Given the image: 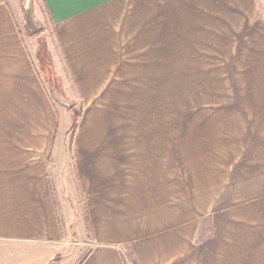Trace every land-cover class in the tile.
<instances>
[{
  "label": "crops",
  "instance_id": "1",
  "mask_svg": "<svg viewBox=\"0 0 264 264\" xmlns=\"http://www.w3.org/2000/svg\"><path fill=\"white\" fill-rule=\"evenodd\" d=\"M133 2L32 0L39 37L21 0H0V264H264V17L241 39L256 76L231 101L241 115L193 135L204 181L191 206L170 203L169 157L122 162L91 131L67 144L51 85L73 103L106 88L103 58L136 32L121 16ZM210 2L250 24L248 0Z\"/></svg>",
  "mask_w": 264,
  "mask_h": 264
},
{
  "label": "rangeland",
  "instance_id": "2",
  "mask_svg": "<svg viewBox=\"0 0 264 264\" xmlns=\"http://www.w3.org/2000/svg\"><path fill=\"white\" fill-rule=\"evenodd\" d=\"M247 5L248 26L246 10L224 11L210 0H134L132 10L122 11L121 16L130 12L129 22L131 27L136 22V32L115 37L118 48L113 57L103 58L109 71L114 69L102 74L106 88L95 90L91 100L76 96L72 110L53 100L62 122H68L67 144L72 140L73 113L80 112L76 131H91L92 145L120 148L122 162L169 157L170 193L175 187L178 191L170 195L175 198L170 203L183 196L186 206H191L204 181L203 165L194 157L199 139L193 135L219 130L215 127L224 124L220 121L228 118L232 108L241 115L240 107L231 101L246 92L242 90V83H248L246 74L256 81L249 74L252 58H241L250 49L241 39L253 35L256 21L252 20L264 17V0H248ZM34 19L39 20V15ZM38 28L34 35L44 27ZM218 35L233 41L209 38ZM128 262L134 264L133 258L128 256Z\"/></svg>",
  "mask_w": 264,
  "mask_h": 264
},
{
  "label": "water",
  "instance_id": "3",
  "mask_svg": "<svg viewBox=\"0 0 264 264\" xmlns=\"http://www.w3.org/2000/svg\"><path fill=\"white\" fill-rule=\"evenodd\" d=\"M21 5L25 14V26L27 30L29 32L36 31L38 29V25L33 16L32 0H21ZM51 95L53 100H56L60 104L66 106L68 109H71L74 105V103L71 100L58 95L54 82L51 85Z\"/></svg>",
  "mask_w": 264,
  "mask_h": 264
},
{
  "label": "trees",
  "instance_id": "4",
  "mask_svg": "<svg viewBox=\"0 0 264 264\" xmlns=\"http://www.w3.org/2000/svg\"><path fill=\"white\" fill-rule=\"evenodd\" d=\"M74 108V106L71 108V110ZM81 118V113H77V112H74L73 113V118H72V124L70 126V129H69V133H70V139H73L74 137V134L76 132V129H77V124H78V121L79 119Z\"/></svg>",
  "mask_w": 264,
  "mask_h": 264
}]
</instances>
